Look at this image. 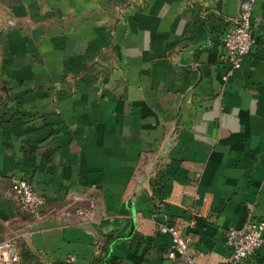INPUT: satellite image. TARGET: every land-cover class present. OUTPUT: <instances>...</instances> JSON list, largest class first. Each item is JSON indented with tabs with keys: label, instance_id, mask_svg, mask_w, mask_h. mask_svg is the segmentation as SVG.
Returning <instances> with one entry per match:
<instances>
[{
	"label": "crops",
	"instance_id": "0c3cea01",
	"mask_svg": "<svg viewBox=\"0 0 264 264\" xmlns=\"http://www.w3.org/2000/svg\"><path fill=\"white\" fill-rule=\"evenodd\" d=\"M240 3L0 0V243L23 264H187L158 227L178 222L228 264L225 232L264 222V0L223 88Z\"/></svg>",
	"mask_w": 264,
	"mask_h": 264
},
{
	"label": "built area",
	"instance_id": "2783aa9c",
	"mask_svg": "<svg viewBox=\"0 0 264 264\" xmlns=\"http://www.w3.org/2000/svg\"><path fill=\"white\" fill-rule=\"evenodd\" d=\"M256 2L257 0H241L238 19L222 37V61L228 66V71L223 77V88L242 68L245 58L257 47V39L253 32ZM12 191L14 200L22 212L39 216L45 201L33 183L26 179H14ZM80 214L83 215V212ZM158 227L160 233L169 235L172 239L169 255L171 259H176L178 254L187 264H202L199 263V259L205 257L204 253H199L198 257L189 254L193 239L184 235L183 223H161ZM225 235L227 245L232 251L228 264H248L264 245V222L249 220L240 229L227 230ZM70 261L75 262V259L71 258ZM23 262V257L13 242L0 243V264Z\"/></svg>",
	"mask_w": 264,
	"mask_h": 264
}]
</instances>
